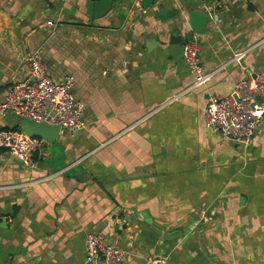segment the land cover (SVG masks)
<instances>
[{"label": "crops", "instance_id": "0c3cea01", "mask_svg": "<svg viewBox=\"0 0 264 264\" xmlns=\"http://www.w3.org/2000/svg\"><path fill=\"white\" fill-rule=\"evenodd\" d=\"M87 1L0 0V104L41 44L49 74H74L84 103L83 129L43 140L34 167L0 150V264H89L97 231L125 264H264V119L246 148L205 119L211 95L264 75V0H161L184 17L179 34L190 11L214 7L197 34L217 72L196 88L184 41L171 43L174 19L144 0H113L95 18ZM21 124L0 118V129Z\"/></svg>", "mask_w": 264, "mask_h": 264}, {"label": "built area", "instance_id": "2783aa9c", "mask_svg": "<svg viewBox=\"0 0 264 264\" xmlns=\"http://www.w3.org/2000/svg\"><path fill=\"white\" fill-rule=\"evenodd\" d=\"M13 3L16 0H6ZM67 1V0H61ZM197 33L188 36L182 46L185 64L195 73L192 88L208 83L217 70L206 71L202 64ZM43 47H36L27 58L24 79L12 84L0 104V118L14 115L37 122L60 126V135L74 136L84 127V103L74 94L75 75L67 73L53 78L43 59ZM245 53H237L240 61ZM209 129L222 134L243 147H250L264 119V75L248 71L226 95H211L205 108ZM43 139L29 136L23 130L0 129V150L18 157L25 167L37 164V154ZM1 223V221H0ZM87 263L125 264L127 252L119 244L108 242L103 231L86 236ZM145 264H168V257L157 255Z\"/></svg>", "mask_w": 264, "mask_h": 264}, {"label": "water", "instance_id": "95a60500", "mask_svg": "<svg viewBox=\"0 0 264 264\" xmlns=\"http://www.w3.org/2000/svg\"><path fill=\"white\" fill-rule=\"evenodd\" d=\"M113 0H88L86 2V7L90 13L94 15L95 18L105 16L112 8ZM144 8L150 9L153 6L157 7L160 13V20L162 23H166L171 19L175 20V27L172 26V31L170 34L171 43H182L183 38L188 37L189 31H194L195 33H201L205 26L210 22L213 17L214 7L211 6L209 9L200 11V9H195L189 12L188 17H186L189 29L185 33L179 34L175 30L184 27L185 19L180 13L175 9H167L161 0H144ZM184 15V14H183ZM21 126L23 131L29 136H38L43 140L53 143L60 136V126L49 124L47 122H37L27 118H20ZM180 235L179 231H174L168 233L164 236V240H170L178 237Z\"/></svg>", "mask_w": 264, "mask_h": 264}, {"label": "trees", "instance_id": "16d2710c", "mask_svg": "<svg viewBox=\"0 0 264 264\" xmlns=\"http://www.w3.org/2000/svg\"><path fill=\"white\" fill-rule=\"evenodd\" d=\"M13 130H19L22 131V128L20 126H17L16 128H13Z\"/></svg>", "mask_w": 264, "mask_h": 264}, {"label": "rangeland", "instance_id": "374dc122", "mask_svg": "<svg viewBox=\"0 0 264 264\" xmlns=\"http://www.w3.org/2000/svg\"><path fill=\"white\" fill-rule=\"evenodd\" d=\"M73 24H75V23H73ZM42 45V44H41ZM41 45H39V46H41Z\"/></svg>", "mask_w": 264, "mask_h": 264}]
</instances>
